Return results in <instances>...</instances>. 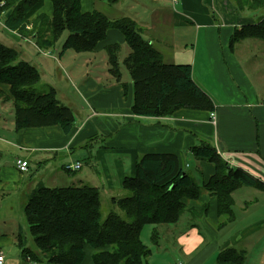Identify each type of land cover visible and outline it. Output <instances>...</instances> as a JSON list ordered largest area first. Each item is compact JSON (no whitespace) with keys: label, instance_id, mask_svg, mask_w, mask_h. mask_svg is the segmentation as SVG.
I'll list each match as a JSON object with an SVG mask.
<instances>
[{"label":"crops","instance_id":"crops-1","mask_svg":"<svg viewBox=\"0 0 264 264\" xmlns=\"http://www.w3.org/2000/svg\"><path fill=\"white\" fill-rule=\"evenodd\" d=\"M142 1L148 3L147 7H143L151 15L149 21L153 23L148 28L153 33V39L149 40L161 53L162 58V50L155 46L156 43L161 44L163 42L161 40L166 37L177 38L181 32L194 33V43L191 47L183 46L176 50L172 49V42L168 43L171 47L168 63L191 64L192 77L210 97L214 104L213 112L179 108L169 115L135 116L130 111L132 85L128 82V101L122 99L118 86L117 99H92L93 104L90 107L86 105L87 108L75 105L74 111L77 117L75 119L73 111V126L68 134H64L60 126L55 124L24 127L18 130L14 129L13 124L14 135L9 139L0 137V144L9 146L17 154L11 162H7V166L0 163V189L3 185H7L5 188L7 190L15 189V184L23 180L24 174L30 170V158H34L35 160H32L39 164L53 159L59 160V168L69 173L73 171L66 169L67 164L80 162L81 168L83 161H87L94 169L95 175L87 173L75 179L77 183L91 181V186L100 189L98 183L101 177L108 189H120L125 178L135 175L138 156L149 152L173 153L200 185L199 194L197 198L184 199L189 212L182 214L176 224L167 227L163 225V229L169 231V237L165 234L163 238L158 236L157 244H153L150 240L154 226L152 224L143 226L140 238L151 248V254L145 264H216L218 252L227 247L245 253L243 264H258L259 260L264 259V97L261 96L262 90L250 80L248 71L244 69L243 60L249 62L252 71L250 72L257 78L263 79L264 72H260L262 59H253L250 63L249 59L246 60L243 56L247 52V56L251 54L259 58L260 53L264 52V41L247 38L248 41L237 42L238 47L247 42L245 48L248 50L243 48L245 53L242 57L237 54V43H234L233 48L227 47L234 30L244 23H251L254 18L248 16L243 21L231 0H177L174 7L163 0ZM135 6H139V3ZM81 8L84 12L92 11L88 0H81ZM38 13L50 16L51 0H44V5ZM215 15L218 18H215ZM144 23L148 25L147 22ZM0 24L4 28L0 32V37L4 34L8 38L6 33L9 32L11 41L23 38L36 45L32 40L8 29L1 14ZM0 42L3 43L1 40ZM3 44L17 51L16 48ZM42 53L47 55L46 52ZM17 55H19L18 51ZM221 58L227 62L225 67L227 73L222 72L226 75L229 88L223 86L222 83L225 81L222 82L215 75L213 65L220 67ZM234 65L238 67L244 83L240 84L242 93L237 99H231L229 96L232 94V88H235L228 77L230 68L236 67ZM42 67L46 71V68ZM77 67L85 75L87 69L84 68L88 67V62ZM83 75L78 78H82ZM233 78L236 79V76L233 75ZM40 80L51 82L44 79L41 74ZM89 80V78L83 80L81 88L88 94H94L95 89L101 88V84L96 83L97 85L92 87ZM0 92L6 97L0 99L1 103L10 98L8 84L0 83ZM55 92L58 95L56 90ZM59 97L63 98L62 93ZM115 102L117 104L112 106ZM211 113H214L215 120H212ZM110 115H115L119 121L114 122ZM91 139H97L95 141L99 142L93 151L88 149L92 144L88 143ZM202 141L212 145L231 168H240L259 181L256 186L237 185L234 188L231 192L233 211L231 218L226 214L218 213L217 197L202 186V182L215 171L213 163L197 159L192 153V148ZM85 148L88 150L85 155L83 154V161L73 157L74 151ZM60 152L63 156L61 159ZM17 159L27 161L26 171L18 169ZM99 164L102 169L100 177L97 175L100 173L97 170ZM5 172L12 173L13 178H7ZM9 179L12 182L4 183V180ZM26 181L23 195L25 198L33 187L41 183L39 178L33 176H27ZM204 206L205 210H202ZM147 226L149 229H145ZM19 227V224L14 225L9 235L3 230L0 231V252L4 255L2 264H12L7 262L5 252L16 245ZM144 229L146 231L143 236ZM160 247L162 250L157 251ZM169 247H172L171 251ZM16 254L17 264L31 263L20 257L18 247ZM87 254L89 257L84 264L90 263V249H87Z\"/></svg>","mask_w":264,"mask_h":264},{"label":"trees","instance_id":"trees-1","mask_svg":"<svg viewBox=\"0 0 264 264\" xmlns=\"http://www.w3.org/2000/svg\"><path fill=\"white\" fill-rule=\"evenodd\" d=\"M102 1L115 3L118 0ZM232 1L238 14L244 10L264 9V0ZM1 2L5 26L33 38L40 48L52 47L65 33L60 54L69 49L78 53L92 51L105 38L109 28L119 30L129 47L122 64L131 78L130 111L133 115L158 117L179 108L213 112V102L192 77L191 64L164 62L152 42L142 36L143 27L135 18L110 19L101 11L84 12L81 0H51L50 16L38 13L43 0ZM245 38L264 41V15L235 29L229 39V48ZM119 50L118 43L105 47L108 71L117 79L121 75ZM39 81L38 70L29 62L18 60L17 51L0 42V83L9 85L14 129L55 124L68 134L73 126L71 109L57 99L53 87L38 92ZM120 86L126 88V84ZM192 153L197 159L214 164V173L202 182V186L217 197L218 213L231 218L234 188L237 185L256 186L259 181L240 168H231L207 142L194 146ZM122 186L128 193L111 198L120 212L110 211L101 220L97 187L37 184L27 194L23 206L35 250L25 246L18 232L16 246L20 257L34 264H83L89 257L87 249H90L89 264H145L151 248L140 238L143 226L176 224L182 214L189 212L184 199L197 198L200 188L176 154L156 152L138 156L135 175L125 178ZM157 238L155 227L150 240L157 244ZM244 259L242 250L227 247L218 252L216 264H243Z\"/></svg>","mask_w":264,"mask_h":264},{"label":"rangeland","instance_id":"rangeland-1","mask_svg":"<svg viewBox=\"0 0 264 264\" xmlns=\"http://www.w3.org/2000/svg\"><path fill=\"white\" fill-rule=\"evenodd\" d=\"M90 2V9L101 11L104 13L108 18H118L121 16H131L135 18L139 25L143 27L142 36L146 39H153L152 38V32L148 30L150 27L149 25L153 24L150 22L149 18H151V15L146 12V8L148 6V3L142 1V0H118L115 3H108L102 0H88ZM165 3L170 4V6L174 7V3L177 2L173 0H163ZM180 1V0H179ZM232 1V0H231ZM233 2V1H232ZM3 2L0 3V5ZM137 3H139V6H135ZM234 4V2H233ZM44 5V0H43ZM42 5V6H43ZM134 5V7H132ZM145 6V7H143ZM235 6V5H234ZM178 9V8H177ZM245 9V8H244ZM247 11V10H244ZM240 12L238 15L243 18V21L250 16V18H254V20H257V16L264 15V9L258 10L257 12H253L254 10L248 11V12ZM1 17H4V13L2 10H0ZM245 17V18H244ZM215 18H218L215 15ZM251 21V22H254ZM144 22H147L148 25H146ZM153 27V26H152ZM30 28V26L28 27ZM4 28L0 24V32H2ZM109 30V31H108ZM107 31V35L105 38L98 42L97 47L92 51L87 52H75L72 49L66 50V52L60 54L61 51V45L65 38V33L62 34V36L56 41V43L48 48H40L33 43L24 40L23 38H19L17 41H11L9 38V32L6 33L5 37L4 34H2V37H0V40L14 48L17 49L19 52L18 60H25L32 64L38 72L44 76V79L50 80L48 81H42L37 84V91L42 92L46 91L48 86L53 87L58 95L56 97H59L62 93L63 98L59 97V101L65 105H67L71 111H74V106L78 107H86L91 106L92 99H117V91L118 86L120 87L121 91V97L122 99H127L128 101V82L131 83V78L129 71L127 68L122 64L123 59L126 57L127 53L129 52V47L124 41L122 33L114 28H109ZM154 32V30H152ZM4 35V36H3ZM11 35V34H10ZM177 36V35H176ZM25 38V37H24ZM34 42L33 38H28ZM194 33H190V31L181 32L177 38L171 39L169 37L164 38L163 42L161 44L156 43V47L160 48L162 50L163 54V61L168 63L170 58V45L168 43L172 42V49L178 50L179 48H183V46L191 47L194 43ZM16 39V38H15ZM242 41H248L249 39L245 38V40L241 39ZM229 41V40H228ZM240 41V40H239ZM238 41V42H239ZM240 41V42H242ZM157 42V41H155ZM239 42V43H240ZM35 43V42H34ZM118 43L120 45V50L118 52V61L120 64V71L121 75L119 79L114 78L108 71V62H107V56L105 52V46L108 44ZM237 43V42H236ZM238 47L237 54L242 57L245 53L244 49L247 45V42L242 43ZM249 45V44H248ZM228 47V43H227ZM229 49V47H228ZM42 52H46L47 55H43ZM247 52L245 53V56H243L246 60L249 59L250 63L253 61V59H262L260 72H264V52H261L259 55V58H256L255 55L249 54L247 56ZM254 54V53H253ZM222 59V58H221ZM84 62H88V67L84 68L87 69L85 71L86 77L83 75L82 71L78 70V65L83 64ZM172 62V61H170ZM244 63V69L248 71V75L251 81H253L254 85L258 87L260 90H262V97H264V78L259 79L255 75L251 74L250 65L249 62L243 60ZM38 64V66H36ZM231 64H233L231 62ZM40 66V67H39ZM46 68V71H44L43 67ZM214 66V71L217 79H221L222 82H226L227 84L222 83L223 86H227L228 88L229 83L226 81V75L224 73H227V62H225L223 59L220 60V67ZM236 66V65H234ZM224 73H223V72ZM251 71V72H250ZM231 74V75H230ZM82 78H78L79 76H82ZM233 75L236 76V79L233 78ZM228 77L231 80V82L235 85V88L233 90L232 88V94L231 99H237V96H240L242 93V87L240 84H244L241 80L239 69L238 67H234L233 69L230 68ZM90 79V85L92 87H95L97 84H101L100 89H95L94 94H88L86 90L82 89V81L86 79ZM238 82V83H237ZM126 88H122L120 85H125ZM89 86V85H88ZM89 86V87H91ZM101 90V91H99ZM130 94L132 97V87H130ZM67 98V99H65ZM0 99H6V97L3 95L2 92H0ZM115 102L112 106L116 105ZM13 104L10 99L4 100L2 103L0 102V137L2 138H11L14 133L12 132L13 127ZM74 117L76 119L77 113L74 111ZM114 122L119 121V118L115 115L109 116ZM97 140V139H95ZM94 139H91L88 141V143H92L89 145L88 149L94 150L95 146H98L97 141ZM101 146V144H100ZM88 149H77L72 153L74 158L82 159L83 161V154L85 155L87 153ZM60 159L63 157L62 153H59ZM17 156L15 150L10 148L9 146L1 145L0 144V163H3L4 166H7V162H11L15 157ZM30 158V170L28 173H25V178L21 180L20 182L15 184V189L7 190L5 189L7 185H3L0 189V231L3 230L6 232V234H11L10 230L13 229L14 225L17 226L19 224L18 232L20 233V236L25 244V246L35 250L34 243L32 241V238L28 232L27 224L24 219V213H23V206L26 202V198L23 196L26 186L24 185L26 181V177H35L36 179L41 180V184L47 185V186H78L82 184H92L91 181H82L80 183H77L75 179L81 178L83 175L87 173H91L95 175L94 169L91 168L87 161H83V165L80 169H77L71 173L67 171L61 170L59 168V160H49L42 164H39L38 162L33 161ZM35 160V159H34ZM76 160V159H74ZM13 165V164H12ZM49 166V167H48ZM1 170V168H0ZM97 170L100 173H97L98 177L102 176V169L99 164V167ZM59 172L60 174H57ZM62 175V176H59ZM5 176L7 178H13V174L9 173L7 174L5 172ZM7 182H12L11 179L4 180V183L7 184ZM98 185L100 186V212H101V220H103L107 214L110 211L120 212L116 205H114L111 202L112 197H122L126 195L128 192L124 189L122 186L120 189L115 188L113 190L108 189L104 182L103 178L99 180ZM118 187V186H116ZM17 188V189H16ZM6 195H8L6 197ZM3 199V200H2ZM153 225V224H152ZM173 224H170L172 226ZM153 228H157V235L162 236L165 234L166 237H169V231L163 229V227H167L169 225H153ZM163 226V227H162ZM149 226H147L145 229H149ZM143 230V236L144 231ZM163 245V242L161 243V246ZM158 250H162V248H158ZM172 250V247H169V251ZM17 252V246L14 244L11 248H9V251L5 252L7 262H11L12 264H17L18 256L16 254ZM20 262V261H19ZM86 261L83 262V264ZM34 264V263H30ZM43 264V263H41ZM258 264H264V259L259 260Z\"/></svg>","mask_w":264,"mask_h":264},{"label":"built area","instance_id":"built-area-1","mask_svg":"<svg viewBox=\"0 0 264 264\" xmlns=\"http://www.w3.org/2000/svg\"><path fill=\"white\" fill-rule=\"evenodd\" d=\"M173 1H176V0H173ZM211 118H212V120H215L214 113H211ZM16 166L18 167V169L20 171H26L28 163L26 160L17 159L16 160ZM80 166H81L80 162H74V163L67 164L65 167L69 171H75V170L79 169ZM3 261H4V255H3V253L0 252V264H2Z\"/></svg>","mask_w":264,"mask_h":264},{"label":"water","instance_id":"water-1","mask_svg":"<svg viewBox=\"0 0 264 264\" xmlns=\"http://www.w3.org/2000/svg\"><path fill=\"white\" fill-rule=\"evenodd\" d=\"M8 15V13H6V16Z\"/></svg>","mask_w":264,"mask_h":264}]
</instances>
